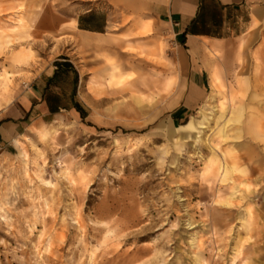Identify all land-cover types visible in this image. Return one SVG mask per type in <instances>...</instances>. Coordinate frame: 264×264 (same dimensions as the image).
<instances>
[{
	"label": "rangeland",
	"instance_id": "obj_1",
	"mask_svg": "<svg viewBox=\"0 0 264 264\" xmlns=\"http://www.w3.org/2000/svg\"><path fill=\"white\" fill-rule=\"evenodd\" d=\"M104 2L0 0V109L56 58L84 106L0 161V264H264V26L207 51V98L176 119L167 39L114 12L104 40L80 39Z\"/></svg>",
	"mask_w": 264,
	"mask_h": 264
},
{
	"label": "crops",
	"instance_id": "obj_2",
	"mask_svg": "<svg viewBox=\"0 0 264 264\" xmlns=\"http://www.w3.org/2000/svg\"><path fill=\"white\" fill-rule=\"evenodd\" d=\"M106 1V8H90L77 16V34L82 42H91L96 36L104 40L114 12L136 18L131 27H147L142 32L150 30L152 39H167L176 71L185 83L174 112L176 119L188 117L207 98L211 77L207 51L216 53L222 43L245 35L253 26H264V0ZM148 47L140 50L149 54ZM79 82V69L69 58H56L37 70L0 109V161L17 150L32 122L62 112L81 119L84 106L77 98Z\"/></svg>",
	"mask_w": 264,
	"mask_h": 264
}]
</instances>
